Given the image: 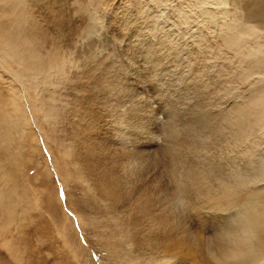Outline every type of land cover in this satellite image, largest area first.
Instances as JSON below:
<instances>
[{
  "label": "rangeland",
  "instance_id": "374dc122",
  "mask_svg": "<svg viewBox=\"0 0 264 264\" xmlns=\"http://www.w3.org/2000/svg\"><path fill=\"white\" fill-rule=\"evenodd\" d=\"M160 1L90 0L94 11L100 8L102 20L97 30L101 36L97 40L103 45L98 46L96 59L98 62L105 60V64L112 63L108 67H114L112 72L116 74L113 76L110 72L111 77H106L109 81L112 79L110 83L119 80L122 84L121 92L97 89L100 103L92 99L90 85L81 68L76 66L70 67L63 76L51 75L50 80H56L55 83L45 86L41 82L33 88L37 90L35 98L32 97L35 100L42 93L54 98L55 101L51 100L53 110L47 107L43 116L39 107L29 109L30 97L22 87L27 83L21 84L22 80L16 78L0 51V192L12 187L10 213L8 217L0 213V264H30V259L31 262L35 259L34 264H209L203 251H199L202 249V229L208 225V219L202 217L200 220L194 209L186 210V216H191L179 224L181 228L172 227L164 235L157 233L150 224V228L144 229V237L137 247L129 238L130 232L118 229L120 210L131 212L130 208L135 210L134 205L141 201L128 205V193L133 192L131 188L137 183L146 187L151 175L164 167L158 150L152 152L151 160L144 151L147 146H152L148 145L152 130H157V144H160L158 130L164 120L162 107H172L176 126L184 128L193 106L187 86L195 81L194 76L198 73L205 80L200 97L211 105L214 103L213 108H221V102H229L233 96L229 93L221 98L217 85L208 82L211 76H216L217 69L229 61L228 52L221 50L220 55L207 58L198 54V46L190 42L191 38L184 30L168 37L171 32L165 31V26L172 19L168 8L178 5L180 0L163 2L166 3L165 9L158 5ZM16 3L21 2L0 0V20L14 25L15 10L12 7ZM22 3L30 15H34L35 29L39 28L42 33L40 26L46 25L42 9L35 0H22ZM96 4L100 7L97 8ZM146 33L150 38L143 37ZM160 36L165 46L159 48V52L166 51L163 53L166 57L154 65L144 48L147 40L154 42ZM142 39L146 41L141 42ZM213 40L211 38L207 48L220 49L217 39ZM169 54L173 56L169 57ZM14 95L18 107L13 109L9 102ZM151 109L155 110L157 124L148 117ZM148 124L150 128H146ZM93 140L104 145L103 153L107 155L109 169L130 181L123 202L114 204L106 200L94 188L91 175L86 172L89 164L83 165L80 160L83 152L88 154L89 143ZM153 146L156 147L154 141ZM255 148L261 147L258 144ZM136 152L139 153L137 169L134 163ZM184 154L186 160L189 152ZM60 155L63 160L58 158ZM87 158L96 161L94 157ZM62 164L64 166H60ZM137 196L134 193V197ZM154 225L157 231L162 227ZM9 239L20 250V263L5 246ZM190 240L194 241L193 245L188 244Z\"/></svg>",
  "mask_w": 264,
  "mask_h": 264
},
{
  "label": "bare ground",
  "instance_id": "6f19581e",
  "mask_svg": "<svg viewBox=\"0 0 264 264\" xmlns=\"http://www.w3.org/2000/svg\"><path fill=\"white\" fill-rule=\"evenodd\" d=\"M35 1L46 19V25H42L45 27L40 26L42 33H39V28L35 29L33 22L37 21L22 0L12 7L15 10L13 26L12 22L6 24V21L0 20V51L16 78L22 80L21 84L27 83V86H22L30 97L27 107H39L43 116L47 107L53 110L54 98L42 93L35 100L32 97L35 98L37 90L33 88L41 82L45 86L55 83L56 80H50L51 75L56 78L63 76L70 67L76 66L81 68L90 85L92 99L98 103L102 101L97 89L121 92L119 80L110 83L112 79L109 81L106 77L110 72L116 74L112 72L114 67H108L112 63L105 64V60L98 62L96 59L97 48L103 45L97 40L101 36L97 32L102 24L100 6L96 4V12L90 0ZM166 1L171 0L158 2L160 8L165 9L166 3L163 2ZM178 3L168 8L172 17L165 26V31L171 32L168 37L184 30L191 38L190 42L198 46V54L207 58L220 55L221 50L228 52L229 61L219 66L216 76H211L208 82L217 85L221 98L233 93L230 101L221 102V108H213L214 103L211 105L200 97L205 80L198 75L200 73L194 76L195 81L187 86L193 106L186 126L179 129L174 121L175 110L163 106L164 120L158 130L160 144H157V130H152L148 143L152 146L144 149L149 160L152 159V152L158 150L164 167L151 175L146 187L137 183L128 196L130 181L109 169L107 155L103 153L104 145L100 141H90L88 154L83 152L80 160L83 165L89 164L86 172L91 175L94 188L106 200L117 204L127 196L130 200L128 205L141 200L134 205L135 210L130 208L131 212L120 210L118 222L119 230L130 232L129 238L135 247L150 224L157 233L164 235L172 227L181 228L179 224L186 222V217L190 215L186 216V210L194 209L200 220L202 217L208 219V225L201 228L202 249L199 251H203L209 264H264V0H180ZM146 35L142 36L150 38L148 33ZM211 38L217 39L220 49L214 46L207 48ZM157 39L154 42L141 41L148 42L144 53L153 59L154 65L165 59L163 53L166 52H159L165 42L161 36ZM187 59H190L188 55ZM148 100L151 101L150 97ZM17 105L14 95L9 106L14 109ZM154 113L155 110L151 109L148 117L156 120L157 124ZM150 127L148 124L146 128ZM257 143L261 148H255ZM187 151L189 156L185 160L184 153ZM85 155L94 157L96 161L92 162ZM59 157L63 160L62 155ZM138 158L139 153L136 152V169L139 167ZM139 187L140 191L136 189ZM11 188L0 192V213L7 217L12 205ZM134 193L138 196L134 197ZM154 224L162 226L161 229L157 231ZM185 235L188 236L187 232ZM193 243L192 240L188 242L189 245ZM5 246L20 263L21 253L14 241L7 240ZM33 260L32 263L30 259V264L35 263Z\"/></svg>",
  "mask_w": 264,
  "mask_h": 264
}]
</instances>
